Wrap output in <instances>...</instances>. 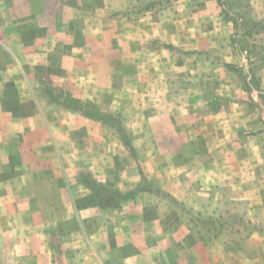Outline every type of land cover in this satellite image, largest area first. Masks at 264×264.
I'll use <instances>...</instances> for the list:
<instances>
[{
	"label": "crops",
	"instance_id": "0c3cea01",
	"mask_svg": "<svg viewBox=\"0 0 264 264\" xmlns=\"http://www.w3.org/2000/svg\"><path fill=\"white\" fill-rule=\"evenodd\" d=\"M175 5L0 0V264H264V108L258 105L261 87L249 85L250 79H258L248 72L239 87L218 91L226 98L212 97L194 106L179 100L190 98L197 87L180 92L173 113L190 121L164 123L160 140L191 144L202 139L212 145L201 152L196 147L180 152L171 168L157 164L156 185L139 166L159 194L139 192L112 214L98 213L99 218L118 215L117 224L96 228L94 221L87 234L77 228L75 241L66 242L59 258L47 246L50 225L58 227L70 219L82 224L85 212L66 211L70 191L63 156L50 147L58 137L68 138L69 117L64 112L61 125L67 129L60 126V135L53 133L52 110H63L46 98L43 84L63 97L98 104L103 95L116 93L114 80L127 75L162 79L165 57L186 54L193 71L196 52L214 49L207 25H213L218 3L177 0ZM252 13L260 24L264 0H254ZM223 20L220 35L236 36L230 16ZM239 38L235 47L240 52L222 53V64L246 67L251 61L244 28ZM204 58L212 62L210 55ZM127 63H140L137 75L121 69ZM204 78L213 76L206 73ZM214 103H219L215 109ZM195 107L196 112L204 109L209 119L201 120L207 116L197 115ZM165 153L158 157L171 156ZM139 184L140 175L138 185L126 193ZM230 211L241 213L246 229L225 219ZM197 219L207 224L200 232L194 226ZM212 221L221 224L212 226Z\"/></svg>",
	"mask_w": 264,
	"mask_h": 264
},
{
	"label": "rangeland",
	"instance_id": "374dc122",
	"mask_svg": "<svg viewBox=\"0 0 264 264\" xmlns=\"http://www.w3.org/2000/svg\"><path fill=\"white\" fill-rule=\"evenodd\" d=\"M141 1L145 8H167L176 6L175 2L177 0ZM224 1L236 18L241 20L244 33L249 37V40L245 42H251L247 52V56L251 61L247 62L246 67L241 66L239 63L226 65L221 62L222 53L228 52L225 55L235 56L240 52L237 49L238 47H235V42H240V38L235 41V37H233L235 35H220L221 26L224 27L225 25L223 19L226 18V14L224 13L223 7L217 1L218 5H215L213 10V25H207L208 29L213 32L214 49L210 53L196 52L195 69L193 71L190 62L186 60L188 59L186 54H180L178 56L179 59L175 55H171V57L164 58L165 63L163 69L165 70L164 74L166 76L162 79L156 78V76L150 79H141L140 77L130 78L127 75L114 80L112 90L113 92L116 91V93L103 95L101 103L96 104L79 100L81 107L89 104L98 108L102 114H110L121 120L125 130L129 134L135 150V157H132L123 146L114 129L108 127L100 120L87 117L82 112L71 111L63 105L52 102L46 93V98L63 110H52V118L56 121L54 123L55 125H53V133L60 135L61 129L63 131L66 130L67 128L61 125V121L64 122L65 120L64 112L67 111L69 117L67 129L68 138L61 140L58 137L59 141H52L50 147L51 150H54L58 154L61 153L63 156V166L66 169V181L70 191L66 211L67 214H75L81 210L85 212V222L82 224H76L70 219V221L61 226L50 225V228L47 229L46 243L49 248L54 249L56 258H59L60 253L64 250L63 248L66 246V242L71 244L75 241L71 240L77 232V228L81 232V227L87 234V232H91L94 229V221H96V228L101 226L105 229L114 224L116 225L118 222V215L116 214L111 218H99L88 191L76 181L78 173L83 172L89 174L106 189L123 194L138 185L139 166L144 175L150 178V182L156 185V182L160 183V178L156 172L157 164H164L165 167L171 168L178 161L177 157H180V152H187L189 147H196L201 152L205 150L206 145L207 147L212 145L205 144L202 139L191 144L160 140L164 137V134H162L164 123L168 122L172 126L178 123L182 125L184 122L188 123L190 121L188 117L183 118V116L178 114L176 116L173 113L175 109L174 104L175 102L178 103L181 95L180 92L187 90L189 87L196 86L197 90L189 96L190 98H181L179 100L181 104L189 103L194 106L207 102V99L212 97L226 98L225 96L221 97L218 91L222 90L223 93H226L233 88L232 85L234 84H236V87H239L240 84L244 83L245 72H248V74L250 73L258 79L255 81L250 79L249 85L251 83L250 87L252 88L253 83L254 89L261 87L258 105L264 108V17L260 24L253 21L252 4L254 0ZM200 7L202 6H198L197 9H201ZM223 32L224 30L222 29ZM184 35L181 32L180 40L182 42ZM224 44H227V46L224 47ZM205 54L212 57L211 63L208 60L205 63ZM139 66L140 63H127L121 69L137 75ZM188 67H191V72L188 71ZM152 70L156 72L157 66L154 65L153 68L152 64ZM206 73L211 74L213 79L204 78V74ZM228 76L231 79H228ZM206 86L207 88H205ZM199 89L206 90L207 93L201 94ZM52 90L55 96H61L56 88ZM195 110L196 107L194 108ZM195 113L201 117L204 114L205 116L208 114L204 109H198ZM207 119H209L208 116L205 119L201 118V120ZM60 126H63V128L60 129ZM166 151H169L171 156L172 153L178 154L174 157L167 155L158 157V154H166ZM122 204L126 205L124 202ZM224 216L225 219L233 224L237 221L240 224L243 223L245 229L247 228L245 226L246 223L242 221L241 213L230 211L225 213ZM88 219L91 220V224L86 222ZM204 222L206 221L197 219L194 226L199 230V228L207 225ZM220 224V222L215 224L213 221L211 223L212 226H218ZM223 225L230 224L226 223ZM61 232L64 233L63 237L60 236ZM79 244H82L80 239Z\"/></svg>",
	"mask_w": 264,
	"mask_h": 264
},
{
	"label": "trees",
	"instance_id": "16d2710c",
	"mask_svg": "<svg viewBox=\"0 0 264 264\" xmlns=\"http://www.w3.org/2000/svg\"><path fill=\"white\" fill-rule=\"evenodd\" d=\"M217 1L223 7L224 12L228 16H230L232 21L236 24L237 34L235 36V40H237L240 37L241 33L243 32V27L239 19H237L235 15L233 16L229 12V7L224 0H217ZM43 86H44V90L46 91L52 102L63 105L64 107H67L71 111L82 112L87 117L100 120L104 122L108 127L114 129L118 134L123 146L127 149V151L130 153L132 157H135V150L131 143L129 134L125 130L121 120L110 114H102L98 108L89 104H86L85 106L81 107L80 105L81 103L79 100L69 97L58 96V95L55 96L50 86H48L47 84H43ZM252 88H254L253 83H252ZM214 104L215 105H213V109H215L219 105V103H214ZM138 171L140 175L139 186L136 187L133 191L123 194L106 189L102 184L96 181L89 174L83 172L77 174L76 181L79 184H81L84 188H86L98 213L101 216H108L112 214V212L119 210L121 202L133 199L139 192H149V193H157V194L160 193L158 190L148 185L139 167H138Z\"/></svg>",
	"mask_w": 264,
	"mask_h": 264
}]
</instances>
